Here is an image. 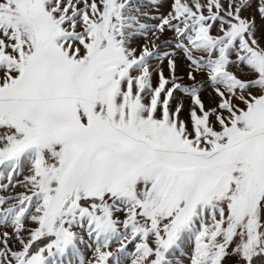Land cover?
<instances>
[{"label": "snow or ice", "instance_id": "6c2138e0", "mask_svg": "<svg viewBox=\"0 0 264 264\" xmlns=\"http://www.w3.org/2000/svg\"><path fill=\"white\" fill-rule=\"evenodd\" d=\"M0 264H264V0H0Z\"/></svg>", "mask_w": 264, "mask_h": 264}]
</instances>
